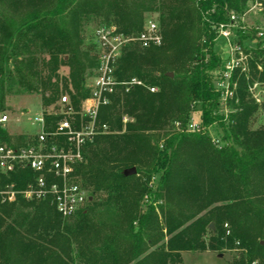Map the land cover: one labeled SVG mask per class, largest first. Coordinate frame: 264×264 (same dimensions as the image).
<instances>
[{"label":"trees","instance_id":"16d2710c","mask_svg":"<svg viewBox=\"0 0 264 264\" xmlns=\"http://www.w3.org/2000/svg\"><path fill=\"white\" fill-rule=\"evenodd\" d=\"M249 1L0 0V112L14 88L38 93L49 129L61 119L50 107L64 93L76 109L91 93L98 60L82 49L86 22L99 18L98 26L136 37L154 12L162 35L159 46L130 41L117 58L118 79L143 84L118 88L100 107L110 132L85 145L76 168L89 204L63 217L50 198L0 200V264H184L185 252L232 249L233 264H264V126L252 127L264 101L250 90L264 85V41L254 42L253 29L239 33L246 69L233 70L227 112L212 74L223 65L219 25ZM195 113L201 129L192 132ZM214 123L219 142L207 129ZM0 141L25 144L27 136L14 140L0 127ZM132 167L137 173L126 176ZM36 175L3 174L0 187L24 189Z\"/></svg>","mask_w":264,"mask_h":264},{"label":"built area","instance_id":"2783aa9c","mask_svg":"<svg viewBox=\"0 0 264 264\" xmlns=\"http://www.w3.org/2000/svg\"><path fill=\"white\" fill-rule=\"evenodd\" d=\"M247 9L240 14L231 12L227 22L218 27V36L228 41L230 58L225 65L224 80H216V86L222 92L221 108L227 112L228 105L223 107L234 94L231 87L233 70L246 69L247 55L243 45L238 42L239 33L255 30V41H264V27L255 26L246 21V16L253 8L264 9L262 1L250 0ZM144 32L139 36H125L115 26L99 25L94 31V43L98 65L87 77L90 95L83 99L79 109L73 105L70 95L60 98L61 110L54 112L61 116L54 128L49 129L46 113L35 117L40 130L27 136V143H7L0 141V176L29 168L36 175L26 188L17 189L14 184L0 187V200L14 202L22 196L28 201L51 199L63 217H69L85 209L90 198L89 190L82 185L76 173L78 164L84 160V147L99 134L110 132L109 125L99 119L101 106L111 103V96L118 88L129 91L132 85H142V81L133 78L130 82L118 79L115 70L117 58L130 41H139L143 46L161 45L162 35L157 22L150 20ZM1 80V78H0ZM158 92L157 87L149 88ZM30 110H28V114ZM9 113L1 110L0 127L8 129ZM201 122L191 119L188 130L196 132L201 129ZM9 131V130H8ZM255 264V263H254Z\"/></svg>","mask_w":264,"mask_h":264},{"label":"rangeland","instance_id":"374dc122","mask_svg":"<svg viewBox=\"0 0 264 264\" xmlns=\"http://www.w3.org/2000/svg\"><path fill=\"white\" fill-rule=\"evenodd\" d=\"M251 3H248L250 5ZM145 25L148 21L153 20L159 24V13L154 12H146L145 14ZM246 21L249 23H254L255 26L264 27V9L253 8L252 11L245 17ZM101 20L99 18H92L90 21L86 22L84 25L85 31L83 33V51L92 50L96 54V50H94V31L97 28L99 22ZM249 46H252L251 43H247ZM96 46V45H95ZM96 48V47H95ZM215 50L217 54L222 58L223 65L217 69L213 70L212 74L215 80H224L225 78V65L229 56V45L228 41L224 39L222 36H218L215 43ZM69 73V68L65 67L62 69L61 74L63 76H67ZM234 86V85H233ZM235 87V86H234ZM253 98L256 103L262 105L264 101V85L254 84L250 87ZM7 98L5 101L4 111L9 113V121L5 127L8 128L10 135L14 140L18 138V136H29L34 132H38L40 130V126L37 122H35V117L42 114L44 109H42V97L38 93H26L19 88H14L13 91L7 93ZM68 94V93H64ZM69 95V94H68ZM223 107H226L227 102H222ZM56 111H60V101L55 103L50 107L49 112L55 109ZM28 110L30 113L28 114ZM194 121L199 120V113H195L192 115ZM129 117H124V122L129 121ZM252 127L254 129L260 128L264 126V111L260 108L259 112L255 115L253 119ZM175 127L179 129L181 127L180 123L176 124ZM209 129V134L211 137L216 139L218 142L221 141L222 129L219 124L214 123ZM15 142V141H13ZM87 189V188H86ZM89 190V189H88ZM90 193V191H89ZM89 200L86 205L89 204ZM239 251L237 249H232L231 251H224L222 253L219 252H185L183 253L184 264H233L234 260L237 259Z\"/></svg>","mask_w":264,"mask_h":264},{"label":"water","instance_id":"95a60500","mask_svg":"<svg viewBox=\"0 0 264 264\" xmlns=\"http://www.w3.org/2000/svg\"><path fill=\"white\" fill-rule=\"evenodd\" d=\"M171 76H174V74L173 73H169ZM124 173H125V175L126 176H132L133 174H136L137 173V171H136V168L135 167H132V168H130V169H126V170H124ZM90 200L92 199V197H90L89 198ZM210 228H214V224H211L210 225Z\"/></svg>","mask_w":264,"mask_h":264}]
</instances>
